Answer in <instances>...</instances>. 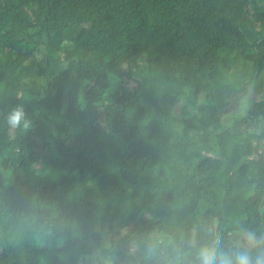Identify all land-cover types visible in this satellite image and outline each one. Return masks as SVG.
I'll return each mask as SVG.
<instances>
[{"label":"trees","instance_id":"1","mask_svg":"<svg viewBox=\"0 0 264 264\" xmlns=\"http://www.w3.org/2000/svg\"><path fill=\"white\" fill-rule=\"evenodd\" d=\"M261 75L264 0H0V264L264 254Z\"/></svg>","mask_w":264,"mask_h":264},{"label":"rangeland","instance_id":"2","mask_svg":"<svg viewBox=\"0 0 264 264\" xmlns=\"http://www.w3.org/2000/svg\"><path fill=\"white\" fill-rule=\"evenodd\" d=\"M48 40L49 38L46 37V34L40 36L35 35L34 37H32L31 40L32 46H35L37 48L35 51L36 52L35 57L40 59V61L42 59H45L46 56L48 55V48H47ZM262 92H264V75L259 76L257 80L251 83L247 87V91L244 95L237 94L236 96L233 97V101L235 103L234 106H236V108L234 107L231 113L223 117L222 125L226 129L228 128L229 131L231 132L242 131L246 126V122H244V117L246 116V112L251 107L252 103H254L253 99L251 98L252 95L259 94ZM81 98H83V94L81 95ZM178 112H179L178 110H175V114H177ZM137 217L149 218L145 212H140ZM109 237H110V233L108 231L105 232L103 235L104 245L107 244V240ZM166 244L167 242L165 243V245ZM154 255L155 254L153 253L152 256L147 257L148 259H146L144 256L135 254V257L137 258V264H140V260H144V259H146L145 260L146 262L144 264H168L167 260H165V258L162 256V253L159 254V258H161L160 263L158 257ZM88 264H95V263L90 262Z\"/></svg>","mask_w":264,"mask_h":264},{"label":"clouds","instance_id":"3","mask_svg":"<svg viewBox=\"0 0 264 264\" xmlns=\"http://www.w3.org/2000/svg\"><path fill=\"white\" fill-rule=\"evenodd\" d=\"M19 113H15L10 117V122L17 123L19 119ZM242 240L247 245H256L264 242V235L257 236V233L252 230L242 232ZM213 264H264V254H258L255 259L252 258L248 247H240L235 254L219 251L217 253V259L213 261Z\"/></svg>","mask_w":264,"mask_h":264}]
</instances>
